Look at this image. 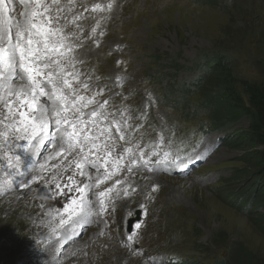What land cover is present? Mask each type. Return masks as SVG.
I'll use <instances>...</instances> for the list:
<instances>
[{"label": "rangeland", "instance_id": "rangeland-1", "mask_svg": "<svg viewBox=\"0 0 264 264\" xmlns=\"http://www.w3.org/2000/svg\"><path fill=\"white\" fill-rule=\"evenodd\" d=\"M96 3L106 6L109 1L98 0ZM105 15V22L111 20L109 13L92 17ZM114 15L110 27L112 38L102 48L88 51V55L101 61L103 66L97 69L103 74H118L116 72L120 67L114 66L111 61L116 62L120 55L106 57L104 52L116 42L129 40L132 44L129 53L134 60L128 63L129 69L124 72V76L128 77L125 85L132 91L133 82L136 86L141 84V92L134 91L137 93L135 101L142 99V94L150 100V89L158 97L162 96L160 85L150 82L149 78L152 72L148 70V60L153 52H160L165 58H180L181 64L188 67L201 55L222 52L231 61L234 73L240 79L259 81L264 76V0H213L208 3L206 0H127L126 5ZM95 24L93 18L86 23L89 27ZM82 51L83 48L78 59L83 61ZM78 66L83 69L84 75L91 74L93 67L88 63L83 62ZM169 72L174 71L169 69ZM170 78L166 80L171 81ZM173 78L181 83L190 79L191 74L182 70ZM97 82L98 79L94 78L93 83ZM109 84H114V80L102 83L104 86ZM116 103L122 106L118 99ZM123 105L134 114L141 112L136 110L134 101L125 99ZM154 117L160 124L159 130L163 128L166 132L171 130L174 133L173 142L177 138L189 144L195 142L199 119L189 118L186 112L161 102L156 105ZM248 125L249 120L244 118L233 130H245ZM159 130H149L147 137L155 139ZM222 135L221 132H215L206 137L198 150L208 154L209 159L204 167L196 169L187 178L136 168L134 175L127 178V184L131 185L130 191L132 188L136 191H131L129 197L123 200L116 219L106 213L114 225L117 223L113 247H109V242L105 241V248L95 247L93 253L85 255L84 264H155L149 257L166 259L171 254L186 256L191 261H206L217 259L222 254L227 255V249L235 253L233 256L237 261L239 257L236 251L242 249L252 257V262L264 264V228L250 214L244 215L224 202L226 189L236 191L254 182L255 178H247L249 181L243 182L250 172L248 170L241 178L231 181L233 171H245L246 165L238 159L241 152L219 145L218 140ZM138 142L145 144V141ZM50 150L51 146L45 149V154ZM58 161L59 158L52 159L48 164L50 166ZM150 174H156L155 179H151ZM222 179L227 180L226 183ZM177 182H182L183 187L173 185ZM154 184L159 185V190L151 193L148 186ZM37 188L38 185L33 184L32 191L26 196H21L19 190L0 196V264H13L34 254V244L42 234L36 218V213L41 211L39 205L45 204L43 211L46 212L63 204L60 199L45 201L36 191ZM25 206L32 211L31 218L28 211L24 210ZM133 208L141 209L142 212L147 210L143 222L145 247L144 251L139 252L136 248L124 245V234L127 233L125 216ZM104 224L107 225L102 218L100 223H94L92 228L85 231L76 243H80V247L75 253L71 250L76 244H70L64 249V255L57 256L54 262L53 257L56 255L52 254L51 248L39 251L37 255L47 252L44 257L46 264H78L82 261L85 246ZM205 248L209 251L201 253L207 250ZM19 264H24V261Z\"/></svg>", "mask_w": 264, "mask_h": 264}, {"label": "snow or ice", "instance_id": "snow-or-ice-1", "mask_svg": "<svg viewBox=\"0 0 264 264\" xmlns=\"http://www.w3.org/2000/svg\"><path fill=\"white\" fill-rule=\"evenodd\" d=\"M19 3L24 8L22 18L14 20L11 8L7 9L9 15L4 14L6 0H0V193L19 190L26 196L37 184L36 191L45 201L64 197L59 208L45 212L41 203V211L36 213L37 226L42 231L50 230L62 247L59 231L82 227L81 220L93 214L97 202V214L102 216L108 207L106 198L120 196L116 191L122 184L119 179L112 187L97 191L118 170L126 168L133 175L134 168L154 173L158 166L175 163L164 150L173 144L174 133L161 128L152 145L138 142L144 136L137 138L133 133L141 129L156 131L150 124L145 128L139 123L146 121L147 111L134 114L128 107L110 104L108 99L101 102L98 97L104 95L105 88L93 92L91 77L81 79L84 74L77 65L83 61L76 53L83 47L85 29L81 22L88 19L84 13H110L114 0L106 6L95 3L91 9L87 0H79L83 12L77 11V0ZM92 18L96 20L91 29L94 36L107 16ZM94 42L99 45L98 40ZM49 146L51 150L45 155ZM41 156L43 163L38 159ZM57 158L59 163L49 166L48 162ZM158 190V184L152 185L151 193ZM122 192L124 196L131 194L127 187ZM24 210L31 218L32 211L27 206ZM127 240L133 241V237ZM47 243L51 247L52 240Z\"/></svg>", "mask_w": 264, "mask_h": 264}, {"label": "trees", "instance_id": "trees-1", "mask_svg": "<svg viewBox=\"0 0 264 264\" xmlns=\"http://www.w3.org/2000/svg\"><path fill=\"white\" fill-rule=\"evenodd\" d=\"M156 58L159 61L162 59L161 56ZM167 61L169 68L176 72L186 68L180 64L179 59ZM186 70L198 71L199 74L173 98L175 104L187 107L192 104V115L206 119L205 126L212 130L225 131L238 125L244 118L249 120L247 129L226 133L224 143L240 151L238 159L246 165L245 171L235 169L232 179L241 178L244 172L250 170L243 182L247 183V178L251 177L255 181L246 184L243 189L254 187L251 197L257 196L261 206H264V76L259 81L240 79L234 73L233 64L222 52L201 55L194 66ZM249 216L264 228V212ZM233 255L235 253L227 249V255L222 256L217 264H263L252 262V257L242 249L236 251L238 261Z\"/></svg>", "mask_w": 264, "mask_h": 264}, {"label": "bare ground", "instance_id": "bare-ground-1", "mask_svg": "<svg viewBox=\"0 0 264 264\" xmlns=\"http://www.w3.org/2000/svg\"><path fill=\"white\" fill-rule=\"evenodd\" d=\"M12 4L14 3V1L12 0V2H11ZM14 8H12V10H13ZM12 12V11H11ZM6 13H8V11L6 12ZM5 14V13H4ZM130 49H131V46H130ZM39 160L41 159L40 157L38 158ZM70 173V175H71V172H69ZM149 177L151 178V179H155V177H156V174H150L149 175ZM78 180H81V182H83V179L82 178H80L79 176H77L76 177ZM174 186H179V187H183V183L182 182H177V183H174L173 184ZM92 199L94 200V197H92ZM93 214H94V210H93ZM101 216V215H100ZM103 219H105V221L107 222V225H106V227L105 228H103V229H100V232H101V234H102V244L105 242V241H108L109 243H108V246L109 247H113V242H114V240H115V232H114V228H111L113 225H112V223H111V221L108 219V218H106V217H103V216H101ZM61 241V240H60ZM59 243H56V242H53L52 243V245H51V252H55L56 251V247H57V245H58ZM80 247V243H78V244H76L75 246H74V249H72L71 250V252H76L77 251V249ZM48 253L47 252H44V253H42V255H36L35 256V258H31L29 261H28V264H46L47 263V261H45V256L47 255ZM72 254V253H71ZM52 257H53V255H52ZM50 263H52V259H51V257H50Z\"/></svg>", "mask_w": 264, "mask_h": 264}]
</instances>
